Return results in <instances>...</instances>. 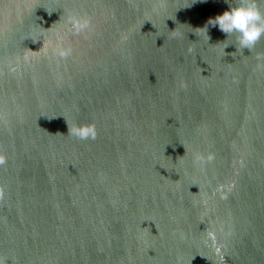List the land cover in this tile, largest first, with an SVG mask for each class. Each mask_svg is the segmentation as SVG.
<instances>
[{
	"label": "water",
	"instance_id": "95a60500",
	"mask_svg": "<svg viewBox=\"0 0 264 264\" xmlns=\"http://www.w3.org/2000/svg\"><path fill=\"white\" fill-rule=\"evenodd\" d=\"M237 2L0 0L6 264H264V37L208 24Z\"/></svg>",
	"mask_w": 264,
	"mask_h": 264
},
{
	"label": "clouds",
	"instance_id": "9594fccd",
	"mask_svg": "<svg viewBox=\"0 0 264 264\" xmlns=\"http://www.w3.org/2000/svg\"><path fill=\"white\" fill-rule=\"evenodd\" d=\"M70 23L76 32L87 28L90 22L86 19L72 18ZM208 24L217 26L222 33L235 35L241 50H250L264 37V12L259 8L256 0H238L229 6V9L208 21ZM207 35V27L203 28ZM227 47V46H226ZM70 49L61 50L59 55L67 57ZM68 134L80 140H95L97 131L95 124L73 125L68 128ZM67 134V135H68ZM197 160L203 162L197 156ZM6 163V158L0 155V166ZM5 190L0 187V200L4 198ZM0 264H6V258L0 256Z\"/></svg>",
	"mask_w": 264,
	"mask_h": 264
}]
</instances>
